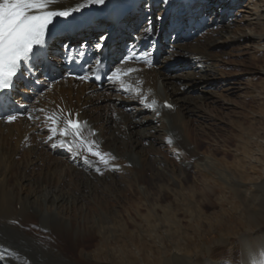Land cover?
Returning a JSON list of instances; mask_svg holds the SVG:
<instances>
[{
    "label": "bare ground",
    "instance_id": "6f19581e",
    "mask_svg": "<svg viewBox=\"0 0 264 264\" xmlns=\"http://www.w3.org/2000/svg\"><path fill=\"white\" fill-rule=\"evenodd\" d=\"M159 1L122 0V10L132 11L119 26L126 41L124 36L111 37L115 21L107 11L99 12L96 6H92L90 16L76 14L66 23H58L54 33L67 31L68 35L50 43L47 54L51 64L49 60L37 64L35 77L24 75L28 84L13 97V109L21 117L14 126L0 122V135L13 139L25 153V167L41 160L48 161L49 165L44 164L45 168L39 173L34 171L35 174L24 170L12 173L16 172H11L13 158H9L10 155L0 158V264H264V182L245 187L247 182L242 179L247 180L246 177L234 180L228 163H218L206 155L198 156L194 147L188 153L192 163L188 162L200 172L196 185L186 190L165 192L163 196H168L165 205L146 204L145 209L137 205L135 218L129 224L117 220L118 209H103L108 199H118L132 184L137 185L139 193L149 200L150 192L143 182L144 169L150 166L149 152L164 143L178 147L179 151L175 150L178 154L183 149L186 151V145L194 142L192 131L184 120L194 116L200 119V123L210 124V116L197 112L196 107L221 104L215 100L208 86L220 84L229 87L226 92H233L232 78L218 76L220 79H217L214 75L216 61L213 52L227 47H236L242 52L252 51L256 56L264 52V0H172L169 6L162 8V13L155 14L154 5ZM83 2L56 0L52 9L73 8ZM82 11L87 13L89 10ZM158 16L163 19L158 20ZM146 18L152 19L153 23L150 36L144 32L148 23L140 24ZM56 19L59 21L61 18ZM174 29L178 32L171 36ZM202 31L207 35L205 41L190 49L192 51L176 44V40ZM104 33H108L109 39L103 50L97 52L94 45ZM79 38L82 42L76 46ZM161 38H169V43L163 47L165 55L158 63L149 66L134 60L132 66H128L138 71L121 74L119 80L107 81L101 88L77 78L55 81L63 75V58L74 55L75 47L80 52L92 50L91 57L95 61L100 60L106 50L110 53V61H113L109 69L120 67L123 70L127 63L121 65L122 59L117 61L119 51L116 44L125 41L127 55L146 53L152 63L157 41ZM150 51L153 53L151 56L148 54ZM184 63L190 72L179 77L173 73L176 70L173 67ZM200 72L203 75H199ZM41 73L48 77L44 79ZM248 76L251 80L254 77L264 79V67L248 72ZM254 93L259 97L260 91ZM191 94L198 96L193 98L189 96ZM165 102L174 106L173 112L165 108ZM38 108L45 111L37 112ZM53 112L63 118L67 114H76L79 121L84 122L82 137L94 142L93 145H101L99 152L109 154L104 157L108 160L106 166L94 163L102 161L99 157L89 155L85 162L77 156L76 153L82 152V145L74 140L71 133L68 137L74 140L71 151L66 145L54 149L51 147L53 141L45 143L48 133L42 117ZM29 113L41 119L29 120ZM93 131L96 132L94 136ZM256 139L253 135L246 141L240 140L242 161H246L249 153L251 159L248 163L260 160L258 157L263 153L264 141L259 139L256 142L258 148L250 149ZM59 141L57 138L55 142L59 144ZM155 161L160 170L158 173L170 181L173 175L170 164L159 159ZM122 172L126 173L124 178ZM228 186L245 187L244 194L251 200L249 211H245L250 229L234 235L228 233L229 237L218 239L205 252L200 248L193 252L181 247V231L196 228L205 235L211 229L221 228L224 219L218 218L215 211L207 214L203 207L219 208L222 198L227 195L225 199H228L235 192L234 189L229 192ZM253 191H256L255 195L251 194ZM254 205L258 206V211L251 210ZM205 225L208 230H205ZM196 236H200L198 232ZM165 240L173 242L174 246L166 248ZM155 245L160 249L156 250Z\"/></svg>",
    "mask_w": 264,
    "mask_h": 264
},
{
    "label": "rangeland",
    "instance_id": "374dc122",
    "mask_svg": "<svg viewBox=\"0 0 264 264\" xmlns=\"http://www.w3.org/2000/svg\"><path fill=\"white\" fill-rule=\"evenodd\" d=\"M163 7L164 6L161 4V1H159L158 4L154 5V13L155 14L162 13ZM237 16H239V14H237ZM148 20L149 19L146 18L143 22L141 21L140 24L141 23L143 24L144 22L146 23ZM152 24L153 23L151 19V25ZM177 32L178 30L174 29L170 32V35L172 36ZM204 32L205 31H202L192 36L187 35V37H185L184 39L180 38L176 40L177 43L176 42L175 43L181 46V48L188 49L189 51L190 49L199 46L198 44L203 43L205 41L207 35H204L205 34ZM160 41H161V46L156 48V51L154 53V55L156 56V60L152 61L151 63L152 66L154 63H158L159 60L163 58V55H165V52L163 51V47L165 46V44L169 43V40L168 42H165L164 40H160ZM123 51L125 52V46L123 47L122 50H120L121 55L119 56V58L125 54ZM213 53L215 56L214 59L216 61L215 63L216 72L214 73V75L216 76L217 79H220L219 77L232 78L233 80L232 84L233 87H235V89H233L232 93H229V91L228 92L225 91L229 87L220 84L215 87L211 86L213 88L208 86V90L210 91V93L214 94L215 100L220 101L221 104L215 103L209 105L207 104L206 107L205 106L196 107L197 112H201L202 114L210 116L211 118L210 124H204V123L202 124L200 123V119L194 116L189 120L188 119L184 120V123L187 124V128H189L192 131L191 137L194 142V143H188L190 145L186 143L187 144L186 151L183 149L180 151L181 154H178L176 152L179 151L178 147H173V146L171 147L169 144L164 143L155 146L154 149L151 152H149L150 166L144 169V178H143V182L146 183L145 185H147L148 190L150 192L149 200L144 199L143 196L139 193L140 189L136 187L137 185L132 184L131 186H127V188L129 189L128 190L126 189L123 192L122 194L123 196L120 195L118 199H114V200L108 199L107 200L108 202H106L107 204L104 203L103 209H112V210L118 209L117 211L119 212V214L117 220H119L120 223L129 224L130 223L129 221H132L135 218L136 214L134 209H136L138 206L144 208L146 207L145 206L146 204L165 205L168 202V196L165 197L163 196L165 195V192L170 193L168 191L175 189L186 190L190 186L196 185V180H199L198 177L200 176V172H197L192 168V166L190 165V163H192L191 162L192 157L191 154H188L189 150L192 149L193 147L194 149H196L198 156L202 155L203 157L206 155L211 157V159H213L218 163L221 162L224 164L228 163V165H230L229 172L234 177V180L237 179V181H239L241 177L247 178V180L242 179V181L247 182V184H245V187L259 185L264 182V147L262 148L263 153L260 155V157H258L260 158V160L258 159L256 163L255 162L251 164L248 163L249 159H251L250 153L246 161L244 160L242 161L241 160L242 153H240L241 141L243 140L246 141L248 137H252L254 135L256 136V138H258L256 139L255 143H252V147H250V149H252L253 151L255 150V148L256 149L258 148L257 147L258 143L256 142L259 141V139L264 141V96H263L264 79L261 77H254V79L251 80V78H249L248 76V72L250 71H258L263 69L264 52L260 53L261 55L257 54L258 56H256L255 54H252V51L242 52L238 50L236 47H227ZM148 54L149 56H151L153 53L150 51ZM163 61L165 60L163 59ZM132 62L133 61L127 62V66L123 68L124 72L125 71L127 72L128 69L135 68V67H129L132 66L131 65ZM188 67L189 66L186 65L185 63L182 64V66L180 67L174 66L173 68H176V70L173 73L177 74L179 77L180 76L183 77L188 72H190V68ZM199 75H203V73L200 72ZM256 91H260L259 97L258 96L256 97V94L254 93ZM128 94L126 95V97L129 96ZM189 96L196 98L198 94H191ZM18 122H13L12 124H8V125L14 126ZM0 144H2L0 145V151L3 150L2 152H0V158L1 157L8 158L9 155H10L9 158L11 159L13 158L12 160L14 161V163L11 172L12 170L16 172H12V173H19L20 171L24 170L25 173L35 174L41 172L45 168L46 165L44 164L49 165L48 161L41 160L42 164H40L41 162L40 161L39 163L33 164L31 167L27 168L25 167V163L27 161L26 158L24 157L25 153H23V151L21 152V150L18 148L17 144L13 141V139H9L8 137L6 138L5 134H1ZM93 148L98 151H100L101 149L100 145L97 146L94 145ZM20 156H22V158ZM157 159L161 160L162 162L164 161L163 163H169L170 166L172 167L171 171H173L172 172L173 175L171 174L172 179H170V181L169 179H167V177L164 174L158 173L160 170L157 167L158 165L155 164L156 162L155 160ZM94 163H96V165L98 166L100 165L106 166V164H104L102 161L99 162L97 160ZM42 165L44 166L43 168H41ZM217 166L222 167L220 164H218ZM122 173L123 174L121 176L124 178L126 173L125 172ZM197 186L200 188L199 184H197ZM245 187L228 186L229 192L231 189H234L235 192L234 193L231 192L232 194L229 196L230 198L228 199H225V197H227V195H225L222 198V201L220 202L221 204H219L221 205L219 208L214 207L212 209H209V207L206 206L203 207L204 211H206L207 214L215 211L218 213L217 216L218 218H222V220L224 219L221 223V228L219 230H216L217 232L211 229L208 231L207 234L203 235V233L200 234V232L196 228L186 229L185 231H181L183 237L179 241V245L181 247L185 246L188 249H191L193 252H196L199 248L201 249L200 251L205 252V250L208 247L214 246L217 243L218 239L229 237L227 235L228 233L234 235L236 233H240L241 231L250 229L249 223L247 222L248 221L246 216L247 212L245 211H249L248 204H250L251 200L250 198H247L244 194ZM255 192L256 191H253L251 194L255 195ZM123 202L124 204H122ZM126 202L129 204L127 205ZM250 208L251 210L258 211V206L256 205ZM225 215L227 216L224 218ZM206 227L208 226L205 225V230H208ZM197 232L201 237L196 236ZM193 237L194 240L190 241V239H193ZM163 243L165 244L166 248L171 249L174 246V244H172L173 242L171 243L166 240ZM155 248H157V245H155ZM158 249L160 248H157L156 250Z\"/></svg>",
    "mask_w": 264,
    "mask_h": 264
},
{
    "label": "snow or ice",
    "instance_id": "6c2138e0",
    "mask_svg": "<svg viewBox=\"0 0 264 264\" xmlns=\"http://www.w3.org/2000/svg\"><path fill=\"white\" fill-rule=\"evenodd\" d=\"M56 0H0V93L10 91L14 87V83L18 74L23 77V72L28 71L27 65L36 57L35 50H43L46 47V36L54 35L58 23H66L68 18L79 14L81 17L90 16L92 6H96L99 12L107 11L113 21H118L121 10L123 8L122 0H84L83 3L77 4L73 8L53 10L52 5ZM172 0H161V4L165 7L169 6ZM147 7V5H145ZM84 9L89 11L85 13ZM56 18H61L57 21ZM157 19H163L158 16ZM148 27L144 32L149 36L152 34L151 19L147 21ZM51 26V27H50ZM109 39L108 33L101 34L94 47L97 52H101L106 46V41ZM83 47V45H82ZM80 55H83L81 52ZM139 60L148 63L146 53L134 52L123 57L120 64L123 65L129 61ZM23 65V67H22ZM101 61H96V67L91 71L96 73V79H99V68ZM138 71V69H128L123 72L120 67H114L105 76L108 81L119 80L121 74L126 75L128 72ZM77 79L87 81L90 76L86 73L83 76L76 77ZM39 83V80L36 81ZM45 89L44 91H47ZM125 91H127L125 89ZM43 95V92L40 93ZM38 102V101H37ZM166 108H171L172 105L165 103ZM37 112L43 113L45 110L38 108ZM20 114H9L3 119L7 123L14 122ZM28 119H41L32 113L28 114ZM48 136L45 143L53 141L52 148L68 146L71 151V145L74 140L80 141L82 152L76 153L77 156L86 162L87 156L99 157L104 164L108 163L105 156L107 153H101L93 150V143L84 140L81 132V122L79 119H73L71 114L67 118L61 117L57 112L51 115L42 117ZM50 122V123H49ZM72 135L74 140H68L69 135ZM93 135H95L93 133ZM60 138L59 144L55 141ZM83 153V155H82ZM115 159V157H110ZM99 171V169H97Z\"/></svg>",
    "mask_w": 264,
    "mask_h": 264
}]
</instances>
